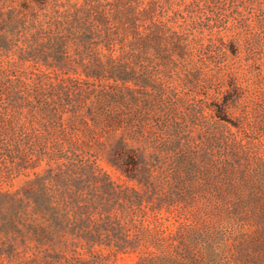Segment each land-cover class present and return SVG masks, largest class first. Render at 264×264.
I'll list each match as a JSON object with an SVG mask.
<instances>
[{"label": "rangeland", "instance_id": "1", "mask_svg": "<svg viewBox=\"0 0 264 264\" xmlns=\"http://www.w3.org/2000/svg\"><path fill=\"white\" fill-rule=\"evenodd\" d=\"M24 1L0 0V14L28 13ZM151 3L148 55L125 53L136 52L123 30L112 53L138 74L146 67V89L86 78L73 45L64 69L44 38L20 34L0 49V193L74 161L91 173L90 190L111 187L117 197L101 217L123 248L99 249L100 264H264V0ZM17 78L18 86L8 82ZM62 78L80 82L83 93L67 101L52 91ZM35 88L54 93L61 129L48 131ZM120 137H134L129 143L142 151L140 182L107 162Z\"/></svg>", "mask_w": 264, "mask_h": 264}, {"label": "trees", "instance_id": "2", "mask_svg": "<svg viewBox=\"0 0 264 264\" xmlns=\"http://www.w3.org/2000/svg\"><path fill=\"white\" fill-rule=\"evenodd\" d=\"M24 4L28 13L9 10L5 16L0 14V49H9L20 34L28 35L33 43L44 38L51 42L45 45L54 48L52 58L64 69L71 64L66 62L65 54L73 45L74 66L83 68L86 78L94 82L104 78L111 80L112 85L132 82L141 89L148 87L145 66H141L143 71L138 74L134 68L121 65L119 56L112 58V53L117 45L124 44L127 34L120 33L123 30L131 36L128 43L131 51L136 52L125 53L139 61L148 55L154 10L151 0H25ZM35 52L44 56L42 51ZM15 81L8 79L18 86L20 79ZM57 85L52 91L64 94L66 100L70 93L74 96L83 93L81 83L75 80L62 78ZM15 90L16 100L32 107L30 95L27 93L22 99L21 91ZM40 90L35 88L32 92L37 97L40 115L48 123V131L61 129L62 107L50 100L52 91L45 95ZM78 109L79 106H73L71 110L75 113ZM79 119L86 122L85 118ZM133 140L134 137H120L108 151L107 162L128 180L140 182L138 167L143 156L139 148L129 143ZM81 165L74 161L55 167L48 165L44 174L34 172V177L18 191L0 193L1 260L11 264H100L99 249L123 248L121 235L101 217H108L112 207L109 202L117 198L113 189L104 188L102 193L90 190L91 173ZM37 166L40 164L24 168L33 170ZM109 194L111 197L104 196Z\"/></svg>", "mask_w": 264, "mask_h": 264}]
</instances>
